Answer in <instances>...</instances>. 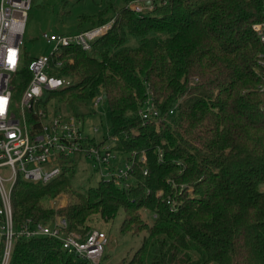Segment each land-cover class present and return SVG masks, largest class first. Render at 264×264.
<instances>
[{"label":"trees","instance_id":"16d2710c","mask_svg":"<svg viewBox=\"0 0 264 264\" xmlns=\"http://www.w3.org/2000/svg\"><path fill=\"white\" fill-rule=\"evenodd\" d=\"M92 1L78 29L112 26L89 51H65L72 62L57 76L72 84L45 93L44 103L86 120L91 101L106 97L111 134L102 143L113 141L121 160L136 153L132 176L121 184L99 176L78 191L72 165L49 184L21 181L13 191L16 228L63 217L85 237L94 220L122 211L121 232L142 237L130 264H264V45L252 29L264 0H155L143 13L130 5L145 0ZM34 58L22 52L18 92ZM149 93L163 117L178 104L169 120L143 121ZM61 195L67 205L51 207ZM9 264L88 263L57 239L34 238L15 241Z\"/></svg>","mask_w":264,"mask_h":264},{"label":"built area","instance_id":"2783aa9c","mask_svg":"<svg viewBox=\"0 0 264 264\" xmlns=\"http://www.w3.org/2000/svg\"><path fill=\"white\" fill-rule=\"evenodd\" d=\"M146 1L152 4L147 6ZM154 1L133 3L130 8L137 13L151 11ZM31 5L32 0H0V264H9L16 240L34 238L57 239L69 255L88 264H100L108 243L106 233L93 229L83 237L70 232L63 217L50 221L26 219L16 228L13 191L21 181L34 184L53 182L62 176L65 168L76 165L78 156L88 159L103 180L121 184L131 178L135 152L121 160L112 141L102 143L103 135L97 126L93 125L90 131L82 117L38 108L46 92L59 91L72 84L70 80L57 76L64 64L72 62L65 57V51L71 46L89 51L92 43L108 32L112 22L76 34H42L51 51L35 57L28 66L31 80L22 92L20 104H17L19 118L12 108L13 94L17 90L14 79L21 63ZM261 14V21L254 23L252 29L264 45V3ZM259 57L262 70L258 89L264 91V54ZM101 100H104L102 95L94 98L95 103ZM177 106L163 117L149 93L139 113L144 122L169 120ZM141 160L144 162L145 156ZM6 170L9 171L8 177L4 175ZM144 174L147 175V170Z\"/></svg>","mask_w":264,"mask_h":264},{"label":"rangeland","instance_id":"374dc122","mask_svg":"<svg viewBox=\"0 0 264 264\" xmlns=\"http://www.w3.org/2000/svg\"><path fill=\"white\" fill-rule=\"evenodd\" d=\"M68 1L69 3L65 4L64 0H32V9L29 11L24 34L22 49L24 53H27L31 57L50 53L51 47L42 39L44 32L70 35L81 31L82 28L78 29V19L81 15L95 10L96 6L94 7L92 0H87L83 4L75 3L74 0ZM66 11L69 14H64ZM129 44L137 45L136 40H131ZM13 97L12 108L15 115L20 118V108L17 104H20L22 92L14 91ZM44 99L45 97L40 100L38 108L54 113L55 104L51 102L45 105ZM90 111H92L93 115L86 117V124L89 130L91 131L93 125H96L99 128L100 135H110L111 117L107 102L101 100L95 103L92 100ZM112 144H114L113 141ZM76 166L77 171L72 179L74 189L84 191L89 187L97 185L99 181L98 171L96 172L93 169L88 159L78 156ZM4 175L8 177L9 171L6 170ZM262 190L264 191V185L262 186ZM67 202V196L61 195L50 203L51 207L57 209L66 206ZM123 216V212L120 211L116 219L112 221H103L97 218L92 222L93 229L106 233L108 237V243L105 246L104 256L100 264H130L129 260L142 244L141 236H133L132 234L121 232L120 227Z\"/></svg>","mask_w":264,"mask_h":264},{"label":"water","instance_id":"95a60500","mask_svg":"<svg viewBox=\"0 0 264 264\" xmlns=\"http://www.w3.org/2000/svg\"><path fill=\"white\" fill-rule=\"evenodd\" d=\"M147 6H150L151 4H152V2L151 1H146V3H145ZM104 99H106V97H104Z\"/></svg>","mask_w":264,"mask_h":264}]
</instances>
